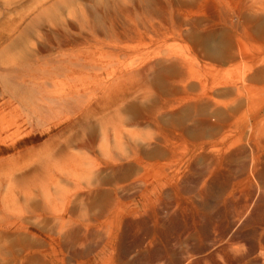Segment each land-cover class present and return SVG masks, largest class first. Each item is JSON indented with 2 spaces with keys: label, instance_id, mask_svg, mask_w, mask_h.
I'll list each match as a JSON object with an SVG mask.
<instances>
[{
  "label": "rangeland",
  "instance_id": "374dc122",
  "mask_svg": "<svg viewBox=\"0 0 264 264\" xmlns=\"http://www.w3.org/2000/svg\"><path fill=\"white\" fill-rule=\"evenodd\" d=\"M5 68L0 264L264 260V0H18Z\"/></svg>",
  "mask_w": 264,
  "mask_h": 264
},
{
  "label": "bare ground",
  "instance_id": "6f19581e",
  "mask_svg": "<svg viewBox=\"0 0 264 264\" xmlns=\"http://www.w3.org/2000/svg\"><path fill=\"white\" fill-rule=\"evenodd\" d=\"M55 1V0H54ZM61 1V0H60ZM18 2V0H0V7H4V9H8L9 7H11L12 5H14V4H16ZM45 2V1H44ZM48 2H49V0H48ZM51 3H52V1H51ZM19 4H21V3H19ZM18 4V5H19ZM46 4V3H45ZM57 5V4H56ZM17 6V5H16ZM45 6V5H44ZM55 6V5H54ZM55 8V7H54ZM46 9V8H45ZM49 10V9H48ZM36 11V10H35ZM69 67H72V65L71 66H69ZM78 65H77V68L76 69H78ZM64 69V68H63ZM69 69V68H68ZM13 70V69H12ZM11 71V69H2V71L0 72V88H1V92H0V100H4L5 98H7V97H13L14 98V93H11L12 91V89L10 88V87H13V88H17L18 90V93H25V92H23V89L22 88H25L23 85H21L20 83V81H18V82H16L15 81V79H14V77H12L11 75L13 74L12 72H10ZM65 72V71H64ZM66 74L68 73V72H65ZM69 74H70V72H69ZM72 74V73H71ZM55 86V85H54ZM26 90V89H25ZM66 99H69V98H66ZM51 101H53V99L51 100ZM57 102V101H56ZM8 103L10 104V102L9 101H7V102H5L4 104H1L0 105V115L3 113V110H4V108L3 107H5V106H8ZM55 103V102H54ZM63 105V104H62ZM38 107V106H37ZM54 110V109H53ZM4 118H5V116H4ZM34 123H35V121H33ZM239 151V150H238ZM246 165H248V164H246ZM245 165V166H246ZM252 165V164H251ZM256 167V166H255ZM240 170V169H239ZM205 190H206V188L204 187L203 188V192L201 191L200 192V198H203V196H205ZM220 195V194H219ZM255 199H254V201L250 204V205H247L246 207H245V209H244V211L245 212H243L242 214V216L241 217H239V219L235 222V224H239V223H243V222H246V221H249L250 219H251V217L253 216L254 217V219L259 223L258 224V226H255V227H257V229L259 228V230H257V232H256V229H255V231H254V233H255V235L257 236V238L258 239H260V240H257L260 244H262L263 242H264V192H263V194H261L257 199H256V197H254ZM252 205H253V207H252ZM251 209V210H250ZM253 214V215H252ZM254 220V221H255ZM235 224H234V227H235ZM240 225V224H239ZM238 225V226H239ZM253 225H254V223H253ZM257 225V224H256ZM237 227V226H236ZM251 227V226H250ZM254 227V226H253ZM120 231V230H119ZM253 231V230H252ZM247 234V233H246ZM250 234H252V233H250ZM235 235H236V233H234L233 232V234L231 235V237L229 238V240L226 242V244L228 245V246H226V244H221L220 245V248L218 249V250H216L217 252L216 253H212V255L210 254V256H208V258H210V261L211 262H215L218 258H227V260H228V262L230 263V264H264V260H262V262H259V260H257V259H255V261L252 259H250L251 261H249V262H247L246 260H247V257L248 256H243L244 258H239L238 256L239 255H241V254H239L238 253V249H237V251H236V249L235 248H232V250L235 252L234 254H232V252L233 251H231L230 250V247H231V244L230 243H232L233 242V240H235ZM243 235V234H242ZM241 235V236H242ZM222 235H220V238L219 239H213L214 240V245H215V242L216 243H218V242H222V241H224V239L226 238H224V237H221ZM227 236V235H226ZM249 237L251 236V235H248ZM84 237V236H83ZM237 237H240V233H238L237 234ZM244 237V236H243ZM243 237H241V238H243ZM248 237V238H249ZM252 237V236H251ZM216 238V237H215ZM245 238V237H244ZM254 239H255V236H254ZM212 240V241H213ZM242 240V239H241ZM244 240V239H243ZM248 240V239H247ZM218 241V242H217ZM226 241V240H225ZM256 241V242H257ZM249 242H250V246H251V241H250V239H249ZM255 242V241H254ZM253 242V243H254ZM212 243V242H211ZM248 243V242H247ZM232 244H235L234 242L232 243ZM257 244V243H256ZM213 245V246H214ZM254 246H255V244H254ZM250 249H251V247H250ZM253 249H256V248H254L253 247ZM257 250V249H256ZM243 251V250H242ZM248 251V250H247ZM252 251H254V250H252ZM251 251V252H252ZM249 252V251H248ZM250 252V253H251ZM237 253L239 254V255H237ZM253 253V252H252ZM200 254H202V253H200ZM199 254V255H200ZM253 254H255V252L253 253ZM244 255V254H243ZM248 255V254H247ZM209 260V259H208ZM203 261V260H202ZM201 261V262H202ZM205 263V262H204ZM207 263V262H206Z\"/></svg>",
  "mask_w": 264,
  "mask_h": 264
}]
</instances>
